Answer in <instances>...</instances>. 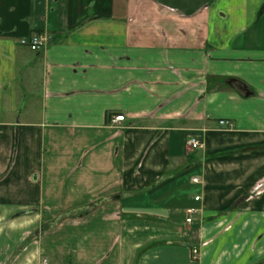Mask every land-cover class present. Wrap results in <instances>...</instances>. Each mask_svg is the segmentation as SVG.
Masks as SVG:
<instances>
[{
  "label": "crops",
  "instance_id": "crops-1",
  "mask_svg": "<svg viewBox=\"0 0 264 264\" xmlns=\"http://www.w3.org/2000/svg\"><path fill=\"white\" fill-rule=\"evenodd\" d=\"M263 174L264 0H0V264H264Z\"/></svg>",
  "mask_w": 264,
  "mask_h": 264
},
{
  "label": "built area",
  "instance_id": "built-area-1",
  "mask_svg": "<svg viewBox=\"0 0 264 264\" xmlns=\"http://www.w3.org/2000/svg\"><path fill=\"white\" fill-rule=\"evenodd\" d=\"M45 43H46V39L43 36L37 35V34L33 35L29 39H23L20 41V44L22 46L28 47L33 52H39ZM124 120L125 118L123 116H120V117H116L114 119V122L120 123V122H123ZM221 125H224L227 127L231 126L229 122H221ZM186 146L190 150L197 151V150H201L204 147V144L199 136L191 135L186 140ZM199 181L200 180L198 178L193 179V182L196 184L199 183ZM195 200L199 201V198L197 197L195 198ZM188 213L189 215H192L194 212L188 211ZM187 223H191V218L187 220ZM45 264L47 263L45 262Z\"/></svg>",
  "mask_w": 264,
  "mask_h": 264
},
{
  "label": "rangeland",
  "instance_id": "rangeland-1",
  "mask_svg": "<svg viewBox=\"0 0 264 264\" xmlns=\"http://www.w3.org/2000/svg\"><path fill=\"white\" fill-rule=\"evenodd\" d=\"M262 198H264V174L258 177L254 187L250 190L247 196V200L253 202L254 200L257 201Z\"/></svg>",
  "mask_w": 264,
  "mask_h": 264
}]
</instances>
